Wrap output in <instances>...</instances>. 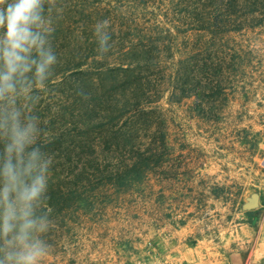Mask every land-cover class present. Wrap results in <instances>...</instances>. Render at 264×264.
<instances>
[{
    "label": "trees",
    "instance_id": "trees-1",
    "mask_svg": "<svg viewBox=\"0 0 264 264\" xmlns=\"http://www.w3.org/2000/svg\"><path fill=\"white\" fill-rule=\"evenodd\" d=\"M44 4L42 34L56 62L41 87L55 89L67 78L52 85L54 79L68 73V83L80 81L94 92L106 75L112 92L124 88L120 99L113 93L108 97L107 111L102 98L86 101L93 91L71 89V95L61 97V110L45 129L50 128L52 135L44 139L46 131L36 126L42 130L36 136L42 138L28 151L39 149L41 161L48 165L62 160L50 171L58 176L61 165L59 173L71 175L74 188L69 193L61 186L55 190L56 178H48L47 191L35 203L33 215L46 223L57 208L70 206L77 189L92 184L89 176L104 179L115 191L148 184L152 177L163 180L162 164L171 152L163 114L153 105L167 93L175 104L191 98L193 104L199 98L200 103L207 98L210 104L212 97L226 101V80L249 56L231 36L264 27V0H44ZM164 57L170 67L162 66ZM89 67H94V74ZM152 70L166 86H153L150 78L140 75ZM34 73L33 68L28 74V101L38 94ZM120 111L129 114L124 125L112 115ZM5 144L0 140V172L6 162ZM38 232L32 233L33 240ZM0 260H6L4 251Z\"/></svg>",
    "mask_w": 264,
    "mask_h": 264
},
{
    "label": "rangeland",
    "instance_id": "rangeland-1",
    "mask_svg": "<svg viewBox=\"0 0 264 264\" xmlns=\"http://www.w3.org/2000/svg\"><path fill=\"white\" fill-rule=\"evenodd\" d=\"M44 5L43 0L41 8ZM231 37L249 56L226 80V101L221 103L212 97L209 104L207 98L202 103L199 98L193 104L191 98L175 104L167 93L153 105L163 114L171 152L162 164L165 178L152 177L148 184L115 191L104 179L89 176L92 184L77 189L72 204L60 211L57 208L45 230L35 234L47 246L40 264H166L163 255L176 247L177 234L189 235L194 229L198 234L224 233L226 222L241 218L238 213L242 202H250L253 196L264 200V27ZM160 62L163 67L171 66L165 57ZM87 70L95 73L94 67ZM140 75L150 78L153 86L167 85L153 70ZM64 78L65 83L55 89L37 86L38 94L30 101L26 95L29 92L17 85L11 102L0 101V107L19 110L25 126L35 118V127L46 131L42 136L45 139L53 133L45 129L61 110V97L71 95V89L93 91L80 81L68 83V73L60 74L51 84ZM104 78L86 101L102 98L107 111L108 97L113 93L120 99L124 88L119 86L112 92L108 76ZM112 115L124 125L129 114L120 111ZM1 136L0 140H5ZM42 137L36 136L35 142ZM61 161H50L47 180L55 177L53 188L65 187L69 193L74 189L72 176L59 173L61 165L55 173L58 176L50 171Z\"/></svg>",
    "mask_w": 264,
    "mask_h": 264
},
{
    "label": "clouds",
    "instance_id": "clouds-1",
    "mask_svg": "<svg viewBox=\"0 0 264 264\" xmlns=\"http://www.w3.org/2000/svg\"><path fill=\"white\" fill-rule=\"evenodd\" d=\"M43 0H0V101L17 93V85L29 90L28 74L43 86L46 73L56 57L42 34ZM15 78V79H14ZM15 107H0V133L6 140L5 160L0 172V264H40L47 246L32 233L44 231L43 217L33 218L34 205L47 191L48 162L41 161L39 149L28 151L35 142V118L27 125ZM15 160V163H13Z\"/></svg>",
    "mask_w": 264,
    "mask_h": 264
},
{
    "label": "crops",
    "instance_id": "crops-1",
    "mask_svg": "<svg viewBox=\"0 0 264 264\" xmlns=\"http://www.w3.org/2000/svg\"><path fill=\"white\" fill-rule=\"evenodd\" d=\"M248 203H241V218L226 222L224 233L177 234L176 247L163 255L166 264H264V200L252 208Z\"/></svg>",
    "mask_w": 264,
    "mask_h": 264
},
{
    "label": "water",
    "instance_id": "water-1",
    "mask_svg": "<svg viewBox=\"0 0 264 264\" xmlns=\"http://www.w3.org/2000/svg\"><path fill=\"white\" fill-rule=\"evenodd\" d=\"M258 198L256 196H253L252 200L248 203V208H252L256 202H257Z\"/></svg>",
    "mask_w": 264,
    "mask_h": 264
},
{
    "label": "built area",
    "instance_id": "built-area-1",
    "mask_svg": "<svg viewBox=\"0 0 264 264\" xmlns=\"http://www.w3.org/2000/svg\"><path fill=\"white\" fill-rule=\"evenodd\" d=\"M262 164H264V160H262Z\"/></svg>",
    "mask_w": 264,
    "mask_h": 264
}]
</instances>
